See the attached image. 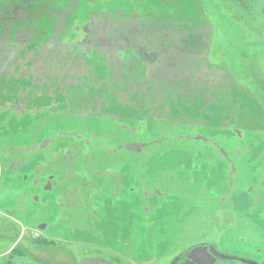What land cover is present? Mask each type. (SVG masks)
<instances>
[{"label":"rangeland","instance_id":"rangeland-1","mask_svg":"<svg viewBox=\"0 0 264 264\" xmlns=\"http://www.w3.org/2000/svg\"><path fill=\"white\" fill-rule=\"evenodd\" d=\"M140 4L133 0H0V122L23 125L17 138L32 157L30 163L17 165L8 180L9 191L25 194L27 188H37L38 194L32 196H38L40 204L46 192L54 189L58 210L54 214L60 215V221L70 207L65 204L69 199H76L75 210L82 209L85 201L87 224H91L95 199L105 206L117 199L125 204L128 187L138 184L135 195L140 200L147 181L171 188L174 172L169 177L167 166L159 169V158L174 162L192 156L189 146L186 154L181 152V141L191 145L207 139L206 132L193 131L195 126L180 130L197 117L179 115L177 106L185 101L175 92L174 83L178 77L207 74L204 51L162 49L174 45L160 41L170 33L160 22L167 11L144 3L141 18L132 8ZM204 9L215 27L212 60L229 66L240 86L251 88L264 109V0H205ZM182 16L186 18L178 22L192 20L190 13ZM130 26L139 29L133 35L145 38L158 53L156 64L135 55L123 42L125 34L118 30L125 32ZM161 75L171 79L160 83L159 89L172 91L160 102L153 90L159 83L148 81ZM145 85L149 92L143 94ZM205 119L197 124L199 128L205 127ZM201 146L199 151L206 149L205 144ZM148 173H153L151 180ZM118 189L125 191L123 196H116ZM32 213L45 219L50 212ZM71 213L76 223L83 221L82 211ZM20 235L18 225L0 217V253L15 246L6 264H76L82 254L49 243L34 232L22 239ZM214 244L208 242L217 264L243 263L236 255L216 251ZM194 248L164 264H193L187 255Z\"/></svg>","mask_w":264,"mask_h":264},{"label":"crops","instance_id":"crops-1","mask_svg":"<svg viewBox=\"0 0 264 264\" xmlns=\"http://www.w3.org/2000/svg\"><path fill=\"white\" fill-rule=\"evenodd\" d=\"M204 1L133 0L141 3V7H132L137 9V16L141 18L140 12L146 9L144 3L167 11L160 17V22L170 33L166 35L167 39L162 36L160 41L174 45L162 49L177 52L202 50V57L207 61L204 63L207 74L174 80L175 92L185 101L177 106L181 112L183 110L179 115L197 117L182 124L180 130L195 126L197 129L193 131L197 134L206 132L207 139L191 145L181 141V152L186 154L184 150L189 146L192 156L178 157L174 162L165 156L159 158V169L164 171L167 166L169 177L174 172L171 188L162 182L147 181L140 200L135 195L140 188L138 184L126 188L128 199L125 204L121 200L119 204L117 199L113 205L105 206L95 199L91 211H96L91 224H87L89 216L85 201H82V209H76L83 212V221L76 223L71 213V210L76 211V199H69L65 204L70 207L63 212L60 221V215L54 214L58 211L54 189L46 192L40 204L36 199L38 196H32L38 194L37 188H27V195L17 189L9 191L8 180L15 175L17 165L30 163L32 157L26 149L28 146L17 138L23 125L0 122V217L18 225L21 239L26 233L34 232L49 243L82 252L76 257V264H164L186 249L198 246L208 247L217 258L208 245L210 241L215 243L216 251L236 255L243 263L264 261V109L251 88L240 86L229 66L212 60L215 27L205 12ZM187 13L192 20L178 22V19L186 18L182 15ZM174 22L176 24L172 25ZM130 29L131 26L125 32L118 30L125 34V37L121 34L123 42L143 59L142 51L151 54L153 62L148 63L156 64L158 53L145 38L133 35L139 31L136 26ZM161 76L148 81L159 83L153 90L159 93L160 102L165 93L172 91L159 89L160 83L171 79ZM183 84L187 86L183 87ZM148 87L144 86L143 94L149 92ZM188 110L192 113H187ZM202 118H206L205 124L201 123L205 127L199 128L197 124ZM9 136L14 140H8ZM202 143L206 149L199 151L204 147ZM152 175L148 173V180ZM27 178L28 175L23 176V181ZM157 185L159 190L164 189V193L157 191ZM120 190L115 191L116 196L124 195L125 191ZM68 195L75 194L69 192ZM44 209L50 212L45 219L32 213ZM218 217L219 222L216 221ZM55 229L58 230L53 232ZM203 240L206 241L200 242ZM14 248L13 245L0 253L2 264L7 263L6 258Z\"/></svg>","mask_w":264,"mask_h":264},{"label":"water","instance_id":"water-1","mask_svg":"<svg viewBox=\"0 0 264 264\" xmlns=\"http://www.w3.org/2000/svg\"><path fill=\"white\" fill-rule=\"evenodd\" d=\"M143 56L144 58L149 61L153 62V56L148 54L144 51ZM187 259L190 260L193 264H217V259L214 257L205 246H199L192 249L188 255Z\"/></svg>","mask_w":264,"mask_h":264},{"label":"trees","instance_id":"trees-1","mask_svg":"<svg viewBox=\"0 0 264 264\" xmlns=\"http://www.w3.org/2000/svg\"><path fill=\"white\" fill-rule=\"evenodd\" d=\"M39 241H41V238H38ZM38 242V241H37ZM47 243V242H46Z\"/></svg>","mask_w":264,"mask_h":264}]
</instances>
